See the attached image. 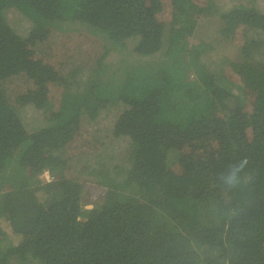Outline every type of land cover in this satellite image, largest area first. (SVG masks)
Segmentation results:
<instances>
[{
  "label": "trees",
  "instance_id": "trees-1",
  "mask_svg": "<svg viewBox=\"0 0 264 264\" xmlns=\"http://www.w3.org/2000/svg\"><path fill=\"white\" fill-rule=\"evenodd\" d=\"M255 2L204 1L211 15L195 34L201 30L206 38L198 41L213 47L214 41L238 43L248 62H257L256 72L264 74V12L247 8ZM164 4L0 0V222L5 223V229L0 223V264H264V245L240 230L264 231V95L252 109L247 132L241 110L227 103L231 86L216 89L226 113L218 124L197 109L213 99L209 94L192 106L175 100L184 110L169 115L167 82L161 80L170 83L172 68L157 75L151 59L165 55L183 30L158 20ZM3 12L16 14L28 37H20ZM211 18L218 23L203 31ZM74 28L103 37L113 59L129 54L149 61L110 58L106 65L71 70L55 117L29 133L22 105L17 107L2 86L21 74L34 85L48 81L53 71L42 64L45 52L50 56L45 40ZM128 40L132 49L125 47ZM168 56L179 55L170 50ZM118 94L137 118L125 169L123 161L109 156L107 144L95 146L97 138L87 145L73 141L100 109L117 108L111 101ZM245 160L241 183L232 189L225 179L234 162ZM42 173L47 180L39 178ZM95 191L96 201L86 208Z\"/></svg>",
  "mask_w": 264,
  "mask_h": 264
},
{
  "label": "rangeland",
  "instance_id": "rangeland-1",
  "mask_svg": "<svg viewBox=\"0 0 264 264\" xmlns=\"http://www.w3.org/2000/svg\"><path fill=\"white\" fill-rule=\"evenodd\" d=\"M164 1V9L159 13L158 20L170 21L177 30H183L178 42L176 40L178 33H176L174 44L168 47L165 55L159 53L151 59L157 62L153 70L156 71L157 75H160L158 74L160 70L166 71L172 68L169 73L170 83L167 78L161 80L167 82L166 94L168 93L167 96L172 107L168 114L178 116L183 112L184 108L177 107L175 100L181 104L189 101V106H192L195 100L204 99L209 94L213 96V99L205 101V104H201L197 109H199L200 116L208 118L212 116V119L218 124L225 119L226 113L222 110L216 89L222 90L231 86L230 95L225 94L227 103L229 106H236L241 110L247 132V128L250 129L252 109L260 102L258 99H263L260 96L264 95V74L259 71L257 74L256 61L252 60L250 64L238 43L230 46L227 42L214 41L217 45L214 44L213 47V42L205 44L198 41V38L199 40L206 38L205 35L201 37V30H199V34H195V30L203 26V21L211 15L204 9L206 6L204 1L206 3L207 0H174V13L171 0ZM247 8L248 12L253 10L264 12V0H256L255 5L252 6L251 4ZM1 16L20 37H28L25 24L16 17V14L3 12ZM217 23L215 19L211 18V23L204 27L206 30H202L209 32L208 30ZM75 29L61 30L58 34L54 33L45 40L49 43L50 56L47 57L45 52V56H42V64L53 71V75L48 81L34 85L30 80L24 79V75L21 74L8 78L9 80L2 86L10 93L12 102H16L17 107L18 102L22 105L20 116L29 133L37 131L45 126L49 119L55 117V111L60 102L62 85L71 70L79 67L96 68L102 64L106 65L110 58L114 61L119 59L134 61V64L149 61L148 58L129 56V54L124 55L127 56L124 58L113 59L106 53L108 49L102 40L103 37H93V32L88 35L86 31L78 32ZM133 45L134 42L128 40L125 47L132 49ZM25 47L27 49L28 45L25 44ZM170 50L176 51L179 56H168ZM105 53L107 57L104 56L100 60ZM36 57L37 54L34 53L30 58ZM134 77L135 75H133ZM161 81L157 79L155 86H160ZM178 87L182 88V91L177 92ZM186 89L192 90V97L189 96ZM62 94L65 93L62 91ZM120 97L124 96L118 94L111 101L112 104L118 102L114 106L117 107L116 109H100L94 123L85 126L80 137L73 141L76 146L87 145L93 137L97 138L95 142L98 144L95 146L107 144L111 150L109 156H113L112 160L115 162L123 161L121 166L125 169L128 165L131 139L137 118H134V114L130 113L124 103L119 102L122 99ZM210 102L211 105L209 106ZM248 132L250 134V130ZM78 152L76 148L71 150L75 156ZM39 178L47 180L48 176L46 173H42L39 174ZM114 178L118 177L115 176ZM95 190L98 192V188ZM96 191L92 194L90 204L86 208H90L96 201ZM0 223L5 229L3 218ZM240 230L244 236L259 240L264 245V231L255 232L248 226H240ZM183 259L186 260L187 257H183Z\"/></svg>",
  "mask_w": 264,
  "mask_h": 264
},
{
  "label": "clouds",
  "instance_id": "clouds-1",
  "mask_svg": "<svg viewBox=\"0 0 264 264\" xmlns=\"http://www.w3.org/2000/svg\"><path fill=\"white\" fill-rule=\"evenodd\" d=\"M24 79H28V78L24 75ZM247 162H248L247 160H245L243 163L236 161L232 165L230 173L225 179V183L230 188L235 189V188L239 187L241 180H240V177L238 176V173H240L242 171V169L244 168V164Z\"/></svg>",
  "mask_w": 264,
  "mask_h": 264
}]
</instances>
